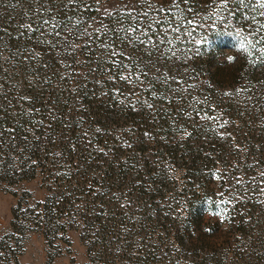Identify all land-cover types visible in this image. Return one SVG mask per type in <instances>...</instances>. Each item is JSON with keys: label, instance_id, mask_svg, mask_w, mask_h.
<instances>
[{"label": "rangeland", "instance_id": "obj_1", "mask_svg": "<svg viewBox=\"0 0 264 264\" xmlns=\"http://www.w3.org/2000/svg\"><path fill=\"white\" fill-rule=\"evenodd\" d=\"M262 4L0 0V264H264ZM49 187L76 208L45 226Z\"/></svg>", "mask_w": 264, "mask_h": 264}, {"label": "trees", "instance_id": "obj_2", "mask_svg": "<svg viewBox=\"0 0 264 264\" xmlns=\"http://www.w3.org/2000/svg\"><path fill=\"white\" fill-rule=\"evenodd\" d=\"M225 43L235 46V42H234L233 39L225 41ZM243 52H246V51H243ZM50 98L52 99V102L60 103L61 94H60L59 91H57L56 88H54V90H52L50 92ZM71 99L72 98H70V100ZM41 112H42L43 115L47 116L48 109L47 108H43ZM22 126H21V128H22ZM0 128H1V121H0ZM19 130H20V128H19ZM61 132L65 136H68L70 139H74V140L76 139L78 142L82 141V139H81L82 136L80 135L78 130L35 133L33 136H31L27 140V142H29L28 143L29 147L25 148L26 150H24L25 154H27L28 159L30 161L25 159V160H23V162H21V164H20L21 165V167H20L21 171H20V173H17L16 177H15L17 181H20V180H23V179H32V178H34L37 175V172H38L37 170L40 167V165H38L37 162H36L37 161V157L39 156L40 152H45L44 150H49L50 149V145L52 144L50 142H51L52 138L57 133H61ZM45 134H48L51 137L49 139L46 138L45 140H42L41 136H44ZM67 150H68L69 153L72 151V149H70V148L67 149ZM31 161H35L36 163H33ZM41 161L42 160H40V162ZM44 162H45V160H44ZM107 171L110 173V175L113 178L115 177V169H113V165L112 164L108 166ZM44 178L46 180L50 179L51 175L48 174L47 176H44ZM107 183H108V185L110 187L112 185L120 183V180L113 179V181L110 180ZM49 189H50V193L46 197L47 198L46 201L41 202V205L43 206V208L40 211V215L42 214L44 216L43 217V221H45V226H49L53 222V220H55V219L58 220V219L63 218L65 216H67L69 218L70 217H74L75 208H76V206H75L76 198H74V195H77V193H75L76 189L70 190V189L67 188V189H64L63 191L59 189L57 191H54L55 195H54V192H53V194L51 193L52 190H51L50 187H49ZM89 210H90L89 207H86V206L83 207V211H85V212H83L82 215H81L82 216L81 219H83L82 220L83 223L87 224V225H90L89 224L90 222H89L88 214H85V213H87ZM192 211H193L192 214H191L192 218L194 216V217H196V220H198L199 216L203 215L200 211L196 210L195 208H193ZM57 223H58V221L56 222V225H57ZM69 223L72 224L73 223L72 220H71V222L69 221L68 224ZM58 225H60L61 228L65 229V226L67 224L58 223ZM15 227H17V226L15 225ZM99 235L101 236V234H99ZM88 236L86 234V235H84V238L85 237L87 238ZM97 237L99 238V236H97ZM92 245H95V242H92L91 246ZM91 249H92V247H91Z\"/></svg>", "mask_w": 264, "mask_h": 264}, {"label": "clouds", "instance_id": "obj_3", "mask_svg": "<svg viewBox=\"0 0 264 264\" xmlns=\"http://www.w3.org/2000/svg\"><path fill=\"white\" fill-rule=\"evenodd\" d=\"M225 35L231 36L233 38L237 50L247 51V47L245 46L246 42L242 39L241 34L239 32H225ZM242 44L244 45V47L241 46Z\"/></svg>", "mask_w": 264, "mask_h": 264}, {"label": "snow or ice", "instance_id": "obj_4", "mask_svg": "<svg viewBox=\"0 0 264 264\" xmlns=\"http://www.w3.org/2000/svg\"><path fill=\"white\" fill-rule=\"evenodd\" d=\"M227 2V0H225V3ZM261 7H264V4L261 5ZM242 47H244V45H241ZM229 59H233V58H229Z\"/></svg>", "mask_w": 264, "mask_h": 264}]
</instances>
